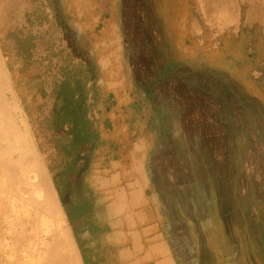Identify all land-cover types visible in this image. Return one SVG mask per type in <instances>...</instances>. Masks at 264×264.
Returning <instances> with one entry per match:
<instances>
[{
    "label": "rangeland",
    "instance_id": "374dc122",
    "mask_svg": "<svg viewBox=\"0 0 264 264\" xmlns=\"http://www.w3.org/2000/svg\"><path fill=\"white\" fill-rule=\"evenodd\" d=\"M57 3L67 29L63 41L98 65L95 85L98 96L94 106L97 122L114 124L113 130L101 132V142L85 160V168L96 164L105 170L112 150L104 143L126 141V132L119 130L126 125L121 127L116 118L129 102L128 93L132 91L143 97L148 89L161 94H167L170 89L181 97L183 106L237 113L239 143L244 145V152L243 128L251 125L247 128L250 133L264 132V71L259 62L248 60L241 52L244 46H255L259 60L264 63V0H57ZM13 26L34 33L43 30L32 15L30 0H0V31ZM1 38L0 34L3 70L0 122H5L6 127L18 126L28 135L29 151L36 161L19 157L9 138L0 150V214L9 220L6 224L0 217V264H34L45 251V264H65V254L57 252L56 237L48 234L53 228L51 220L44 214L45 210L37 207L39 203L45 207V195L36 189L39 178L33 169L38 168L43 170L55 204L63 213L70 241L82 264L78 245L82 239L73 232L63 210L69 197L59 199L55 191L45 155L11 80L4 54L10 45ZM176 39L191 49L193 55L176 60L177 65L170 74L164 75V81L154 83L152 79L164 65L162 62L172 56L170 45ZM133 63L142 65L140 81H145L146 86H133L127 75V65ZM7 95L13 97V103L7 100ZM109 95H112L110 101ZM249 119L254 121L249 124ZM249 185L251 213L264 237V193L255 191L253 183ZM89 191L84 178L76 177L70 199L92 202ZM34 220L43 224L36 227Z\"/></svg>",
    "mask_w": 264,
    "mask_h": 264
},
{
    "label": "crops",
    "instance_id": "0c3cea01",
    "mask_svg": "<svg viewBox=\"0 0 264 264\" xmlns=\"http://www.w3.org/2000/svg\"><path fill=\"white\" fill-rule=\"evenodd\" d=\"M170 48L163 64L193 55L177 39ZM142 70L127 65L131 82ZM193 107L184 106L167 142L144 134L130 141L119 128L125 154L111 151L105 170L93 164L78 174L92 199L96 229L79 234L92 264H264L239 117Z\"/></svg>",
    "mask_w": 264,
    "mask_h": 264
},
{
    "label": "trees",
    "instance_id": "16d2710c",
    "mask_svg": "<svg viewBox=\"0 0 264 264\" xmlns=\"http://www.w3.org/2000/svg\"><path fill=\"white\" fill-rule=\"evenodd\" d=\"M30 2L36 24L43 30L34 33L19 26L6 27L0 31L1 40L10 45L9 51L4 54L8 58L11 80L29 115L36 142L45 155L55 191L59 199H63L71 192L73 181L85 168V160L101 142V132L113 130L114 124L97 122L94 106L98 96L95 88L98 65L63 41L67 29L57 0ZM27 21L32 22L30 18ZM241 52L248 60L259 62L264 71V63L259 60L255 46H244ZM177 63L170 59L159 68L152 81L160 83ZM146 84L142 80L133 86ZM128 95L129 102L116 120L121 127L126 125L129 140L144 134L154 141L167 142L168 134L177 127L184 111L181 97L170 89L167 94L148 89L143 97L133 91ZM111 99L112 95H109L107 100ZM253 121L249 119V124ZM250 127L247 125L241 131L246 141L247 177L255 191L263 194L264 132L250 133L247 129ZM126 142L119 144L109 141L104 144L114 151L113 158H116L124 155L129 148ZM91 205L87 200L67 201L63 205L77 236L86 230L93 232L96 229L91 220ZM78 245L83 263L92 264L84 241H78Z\"/></svg>",
    "mask_w": 264,
    "mask_h": 264
},
{
    "label": "bare ground",
    "instance_id": "6f19581e",
    "mask_svg": "<svg viewBox=\"0 0 264 264\" xmlns=\"http://www.w3.org/2000/svg\"><path fill=\"white\" fill-rule=\"evenodd\" d=\"M2 72L3 70H2V66L0 62V74L1 75H2ZM7 100L10 103H13V97L11 95H7ZM7 138L13 141L15 145V150L19 157L23 159L27 157V159L31 162L36 161L34 154L30 153L29 151L31 150V141L29 140L28 135L24 133L22 130H20L18 126L15 127L9 124V126L6 127L5 122L4 123L0 122V150L6 146ZM27 171L31 172L29 168L27 169ZM33 172L39 178L36 189L43 191L45 195L44 200H43L44 202L43 204L45 206L44 209L40 203L39 205H37V207L39 206L38 208L45 210L44 214L49 218V220H51L52 227H53L50 229V233L48 234L52 238L56 237L58 241V247H59V248L57 247V250H58L57 252H62V254H65V257H66L65 264H79L80 261L77 257L74 247L72 246V243L70 241V238H69L66 226H65L66 222L64 221L63 213L58 209V207L55 204V197L50 191L49 185L44 177L43 170L41 168H38V169H33ZM22 207H25V206H22ZM0 217L3 222H5L6 224L9 223L8 218L3 217L1 214H0ZM42 224L43 223L41 221L34 220V225H36V227H39ZM50 239L48 240L47 246L50 244L49 242ZM46 253H47L46 251L45 253L43 252L37 261L34 260L35 261L34 264H45L44 255L46 257L47 256Z\"/></svg>",
    "mask_w": 264,
    "mask_h": 264
}]
</instances>
